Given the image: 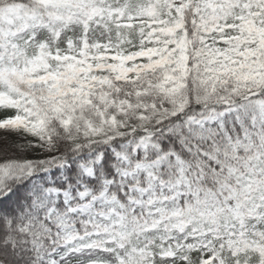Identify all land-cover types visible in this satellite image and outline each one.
Returning a JSON list of instances; mask_svg holds the SVG:
<instances>
[{
    "label": "snow or ice",
    "instance_id": "6c2138e0",
    "mask_svg": "<svg viewBox=\"0 0 264 264\" xmlns=\"http://www.w3.org/2000/svg\"><path fill=\"white\" fill-rule=\"evenodd\" d=\"M0 264H264V0H0Z\"/></svg>",
    "mask_w": 264,
    "mask_h": 264
}]
</instances>
